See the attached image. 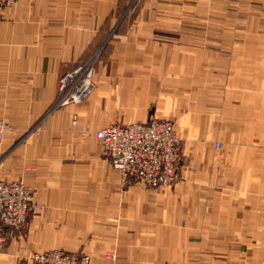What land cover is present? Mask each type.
Here are the masks:
<instances>
[{"label": "crops", "instance_id": "crops-1", "mask_svg": "<svg viewBox=\"0 0 264 264\" xmlns=\"http://www.w3.org/2000/svg\"><path fill=\"white\" fill-rule=\"evenodd\" d=\"M122 1L16 0L0 7V121L10 128L0 145V180L22 178L43 206L23 230H3L0 264H32L34 253L47 250L88 255L91 264H264V195L258 201L239 193L234 153L237 175L212 183L213 144L209 150L205 135L214 133V121L203 115L198 92L206 81L200 61L218 50L200 41L216 43L225 17L246 16V48L235 50L233 64L232 117L240 120L246 110L252 133L264 129V0H141L129 26L114 34L130 9L128 3L117 19ZM101 39L108 48L95 64L91 96L50 110L60 77ZM151 119L173 121L181 139L196 135L200 146L190 151L180 143V179L170 187L122 184L93 133ZM237 127L233 122L231 133Z\"/></svg>", "mask_w": 264, "mask_h": 264}, {"label": "built area", "instance_id": "built-area-1", "mask_svg": "<svg viewBox=\"0 0 264 264\" xmlns=\"http://www.w3.org/2000/svg\"><path fill=\"white\" fill-rule=\"evenodd\" d=\"M16 0H0V7L14 4ZM93 57L77 66L59 80L58 97L52 109L80 105L93 93ZM9 126L0 121V145ZM94 138L102 149L110 167L118 173L121 183L133 179L150 189L170 187L179 180L177 161L181 139L173 121L151 119L145 123L122 124L114 122L96 130ZM215 148L219 144L215 143ZM43 206L38 203L31 187L22 178L11 182L0 180V255L6 243L3 230H23L31 214H39ZM112 255H106L111 257ZM32 264H91V258L61 250L34 253Z\"/></svg>", "mask_w": 264, "mask_h": 264}, {"label": "rangeland", "instance_id": "rangeland-1", "mask_svg": "<svg viewBox=\"0 0 264 264\" xmlns=\"http://www.w3.org/2000/svg\"><path fill=\"white\" fill-rule=\"evenodd\" d=\"M140 1L141 0H130L129 6L131 7L133 2L137 6L139 5ZM133 10H135V8ZM235 19L236 22H233V17L231 15L228 18L225 17V23L222 24L224 28V37L222 39L218 38L216 43L215 41H210L207 39H205V41H200L202 42V47H206L207 49L215 47L218 48L216 52L212 51L209 55H205L203 61H200L199 67V70H201V72L206 77V81H203L198 89L199 94L204 96L203 115L210 116L211 121H214L215 134L213 133L211 135H205L207 140L205 145L209 147V150L210 144H213V148L208 152L207 157L208 162H210L208 175L210 179H212L213 184L216 183L217 178L223 173H231L230 177H235V175H237V170L232 167L234 153V158L239 160L238 172L242 180L241 183L237 184L239 193L242 195V197L247 198L248 195L255 196L257 197V200L259 199L258 201H262L264 195V129H257L256 134L252 133L254 130L249 127L246 110L241 114L240 120L234 119L232 117L233 92L235 90L233 87V79L235 78L233 64L235 59L237 63L235 50L238 48H246V39L244 37H246L248 30L246 16L237 17L236 15ZM238 19L241 20L240 23H238ZM209 30L210 29H207L206 32L210 33ZM220 32L221 30L215 31V33L218 35H220ZM238 35L240 37L242 35L241 39L238 38ZM109 41L110 39L107 42ZM101 50L102 48L100 47L93 54L97 57L95 64L99 60ZM89 60L84 61L83 64L87 63ZM95 64L93 67L94 70ZM65 74H63V76ZM246 74V72H240V78H244ZM236 79L238 80L237 76ZM246 90L247 88L245 89L241 85V88L239 89L241 101L247 100L246 97H243L246 95L244 94L246 93ZM52 106L50 110H52ZM233 122L239 123V128L237 127V129L231 133V125ZM40 123L41 122H39V124ZM71 123L72 126L75 127L77 124V118L74 117ZM39 124H37L36 127ZM36 127L27 130V140L33 139L37 135L38 130L35 131ZM175 128L177 127L175 126ZM199 136L201 137L202 135ZM198 139L199 138L196 137V135L188 134L184 139H181V143L186 144L187 149L190 151H196L200 146V144L197 143ZM215 143L219 144L218 149L215 148ZM238 145L240 146V152H238ZM189 150L184 152L186 155L185 157L183 156L184 159L190 157ZM239 176H237L238 178H236V181L240 180ZM240 201L243 203V199L239 200V202ZM240 206L242 207L241 204ZM259 235L260 233H256V236ZM107 255H111V253Z\"/></svg>", "mask_w": 264, "mask_h": 264}, {"label": "trees", "instance_id": "trees-1", "mask_svg": "<svg viewBox=\"0 0 264 264\" xmlns=\"http://www.w3.org/2000/svg\"><path fill=\"white\" fill-rule=\"evenodd\" d=\"M130 2V0H123L121 4H123L121 7L119 6L118 8L115 9L114 11V16L118 19L120 18V16L123 14L125 7L127 6V4ZM137 7L135 3L133 2L132 6L130 7L128 13L125 15V17L123 18V21L121 22V24L118 26V28L115 30L114 34H118L121 33L124 28L130 24V22L133 20L134 16L136 15L137 12ZM135 8V10H133ZM133 10V11H132ZM104 41V39H101L100 41H97L96 44V50H98L101 46H99L102 42ZM108 48V43L104 46V48L101 50L100 55H99V60L102 59V57L105 55V51ZM95 50V51H96ZM94 49L91 48L89 51H87V54L85 56V58L83 59L84 61L88 60L93 54H94Z\"/></svg>", "mask_w": 264, "mask_h": 264}, {"label": "water", "instance_id": "water-1", "mask_svg": "<svg viewBox=\"0 0 264 264\" xmlns=\"http://www.w3.org/2000/svg\"><path fill=\"white\" fill-rule=\"evenodd\" d=\"M125 13H126V11L123 13V15H122L121 19L123 18V16L125 15Z\"/></svg>", "mask_w": 264, "mask_h": 264}]
</instances>
